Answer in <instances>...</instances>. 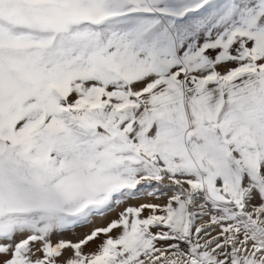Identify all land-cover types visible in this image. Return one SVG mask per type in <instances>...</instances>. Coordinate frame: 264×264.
Listing matches in <instances>:
<instances>
[{"label": "snow or ice", "instance_id": "1", "mask_svg": "<svg viewBox=\"0 0 264 264\" xmlns=\"http://www.w3.org/2000/svg\"><path fill=\"white\" fill-rule=\"evenodd\" d=\"M0 264H264V0H0Z\"/></svg>", "mask_w": 264, "mask_h": 264}, {"label": "rangeland", "instance_id": "2", "mask_svg": "<svg viewBox=\"0 0 264 264\" xmlns=\"http://www.w3.org/2000/svg\"><path fill=\"white\" fill-rule=\"evenodd\" d=\"M114 215H115V213H111V214H109V218H110L111 216H114ZM96 223H97V225H101V224L104 223V221H102V220H97ZM76 231H77V236H79V235H82V234H83L84 229H77ZM64 236H65V238H70V239H76V238H77V236H73L71 233H65ZM89 247H90V248H94L95 245L93 244V245H90Z\"/></svg>", "mask_w": 264, "mask_h": 264}]
</instances>
